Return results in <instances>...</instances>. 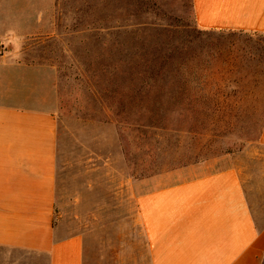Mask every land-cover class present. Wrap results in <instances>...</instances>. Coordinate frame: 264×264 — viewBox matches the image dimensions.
<instances>
[{"label": "crops", "instance_id": "obj_1", "mask_svg": "<svg viewBox=\"0 0 264 264\" xmlns=\"http://www.w3.org/2000/svg\"><path fill=\"white\" fill-rule=\"evenodd\" d=\"M191 6L201 30L264 36V0ZM61 23L57 0H0V264H264V123L252 167L228 154L105 194L119 164L86 162L61 183L57 67L37 55Z\"/></svg>", "mask_w": 264, "mask_h": 264}, {"label": "rangeland", "instance_id": "obj_2", "mask_svg": "<svg viewBox=\"0 0 264 264\" xmlns=\"http://www.w3.org/2000/svg\"><path fill=\"white\" fill-rule=\"evenodd\" d=\"M57 13L61 34L37 55L57 67L61 183L78 185L86 162L119 164L105 194L228 154L254 165L264 36L201 30L191 0H57ZM60 197L66 220L79 214Z\"/></svg>", "mask_w": 264, "mask_h": 264}, {"label": "built area", "instance_id": "obj_3", "mask_svg": "<svg viewBox=\"0 0 264 264\" xmlns=\"http://www.w3.org/2000/svg\"><path fill=\"white\" fill-rule=\"evenodd\" d=\"M2 51H3V43L0 41V56L2 54Z\"/></svg>", "mask_w": 264, "mask_h": 264}]
</instances>
